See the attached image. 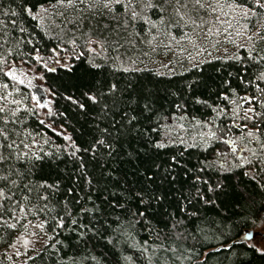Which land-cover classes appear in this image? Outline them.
<instances>
[{
    "label": "snow or ice",
    "instance_id": "obj_1",
    "mask_svg": "<svg viewBox=\"0 0 264 264\" xmlns=\"http://www.w3.org/2000/svg\"><path fill=\"white\" fill-rule=\"evenodd\" d=\"M17 261L264 264V0H0Z\"/></svg>",
    "mask_w": 264,
    "mask_h": 264
},
{
    "label": "trees",
    "instance_id": "obj_2",
    "mask_svg": "<svg viewBox=\"0 0 264 264\" xmlns=\"http://www.w3.org/2000/svg\"><path fill=\"white\" fill-rule=\"evenodd\" d=\"M225 47H227V48L229 49V52L232 51L231 46L224 44V45L220 48V51L217 52V53H214V54L217 55V56L222 55V53H223ZM153 59H154V63H153V64H149V67H150V68H153V69H159L160 71H164V69L160 68V63H165V64H167V63H168V60L171 59V57H170V56L165 57V56L163 55V53H161L160 56H158V57H154ZM213 63H218V62H217V61H214ZM212 74H213V73H212V70H211V69H208V70L206 71V75H212ZM185 75H188V74L186 73ZM40 239H41V241H42V240H43V237L41 236ZM37 247H39V244H37ZM17 264H19V261H17Z\"/></svg>",
    "mask_w": 264,
    "mask_h": 264
},
{
    "label": "rangeland",
    "instance_id": "obj_3",
    "mask_svg": "<svg viewBox=\"0 0 264 264\" xmlns=\"http://www.w3.org/2000/svg\"><path fill=\"white\" fill-rule=\"evenodd\" d=\"M37 83H39V81H37ZM37 246V245H36Z\"/></svg>",
    "mask_w": 264,
    "mask_h": 264
}]
</instances>
